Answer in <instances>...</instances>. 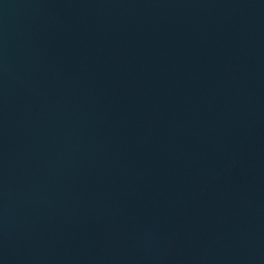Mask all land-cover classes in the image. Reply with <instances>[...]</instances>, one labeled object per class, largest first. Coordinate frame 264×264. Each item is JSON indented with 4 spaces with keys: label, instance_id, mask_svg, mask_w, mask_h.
<instances>
[{
    "label": "water",
    "instance_id": "1",
    "mask_svg": "<svg viewBox=\"0 0 264 264\" xmlns=\"http://www.w3.org/2000/svg\"><path fill=\"white\" fill-rule=\"evenodd\" d=\"M0 264H264V0H0Z\"/></svg>",
    "mask_w": 264,
    "mask_h": 264
}]
</instances>
